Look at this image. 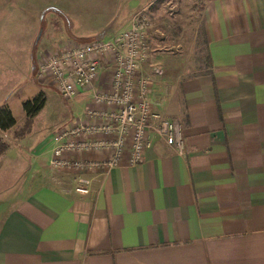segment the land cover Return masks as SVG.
<instances>
[{
	"label": "crops",
	"instance_id": "obj_1",
	"mask_svg": "<svg viewBox=\"0 0 264 264\" xmlns=\"http://www.w3.org/2000/svg\"><path fill=\"white\" fill-rule=\"evenodd\" d=\"M133 1L140 11L151 0ZM198 17L206 71L171 49L150 52L140 71L152 107L180 125L184 153L151 135L139 164L124 154L80 173L86 193L77 174L50 166L54 133L83 121L93 92L107 88L101 66L73 120L25 132L0 154L10 161L0 164V264H264V0H203Z\"/></svg>",
	"mask_w": 264,
	"mask_h": 264
},
{
	"label": "built area",
	"instance_id": "obj_2",
	"mask_svg": "<svg viewBox=\"0 0 264 264\" xmlns=\"http://www.w3.org/2000/svg\"><path fill=\"white\" fill-rule=\"evenodd\" d=\"M137 11L128 25L107 38L65 41L45 50L36 61L35 78L52 87L61 98L70 100L91 89L99 68L109 72L106 89L93 92L91 106L84 110L83 121L57 130L52 136L54 147L50 166L55 170L82 172L116 167L124 154L127 165L143 160L154 135L176 154L184 153L180 125L156 111L148 98V79L141 67L150 54V21ZM107 149L101 160L70 159L64 155ZM78 176L75 190L86 193L87 180Z\"/></svg>",
	"mask_w": 264,
	"mask_h": 264
},
{
	"label": "rangeland",
	"instance_id": "obj_3",
	"mask_svg": "<svg viewBox=\"0 0 264 264\" xmlns=\"http://www.w3.org/2000/svg\"><path fill=\"white\" fill-rule=\"evenodd\" d=\"M202 1L151 0L144 4L143 14L151 24L150 52L182 50L192 56V67L206 71L208 64L204 61L200 27L196 38L192 27L199 18ZM135 8L133 0H0V107L8 98L12 114L18 121L9 129H0L1 138L9 143L10 148L19 149L17 140L21 137L14 135L13 131L24 122L20 115L23 99H30L38 92L44 94V103L31 118L26 132L43 127L48 133L73 120V104L81 102L87 95L84 92L72 100H64L52 87L37 81L35 68L39 55L47 49H54L64 39H105L128 25L137 12ZM176 34L179 40H183L182 46L168 42V38ZM39 142L40 139L30 141L29 149ZM0 164H10V161L5 157Z\"/></svg>",
	"mask_w": 264,
	"mask_h": 264
},
{
	"label": "trees",
	"instance_id": "obj_4",
	"mask_svg": "<svg viewBox=\"0 0 264 264\" xmlns=\"http://www.w3.org/2000/svg\"><path fill=\"white\" fill-rule=\"evenodd\" d=\"M199 33L201 35L203 44H204V49L206 51V40L204 37V32L203 29L200 28ZM204 61L207 62L209 65L210 59L208 55H204ZM44 103V94L41 92H38L35 94L30 99H26L21 103L22 110L24 111V122L23 125L18 129L14 130L13 133L16 136H20L24 134L27 131V128L29 127L31 123V118L33 115H35L40 108L42 107ZM13 125H15V120L9 110V108L6 105H3L0 107V129L1 130H6L11 128ZM8 147V144L5 140H3L0 136V154L3 153Z\"/></svg>",
	"mask_w": 264,
	"mask_h": 264
}]
</instances>
